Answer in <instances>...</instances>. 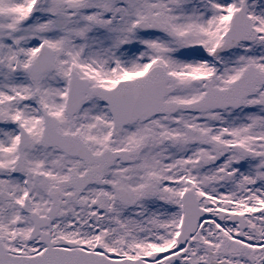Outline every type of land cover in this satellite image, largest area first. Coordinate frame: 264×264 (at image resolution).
Returning a JSON list of instances; mask_svg holds the SVG:
<instances>
[{"label": "snow or ice", "instance_id": "snow-or-ice-1", "mask_svg": "<svg viewBox=\"0 0 264 264\" xmlns=\"http://www.w3.org/2000/svg\"><path fill=\"white\" fill-rule=\"evenodd\" d=\"M0 264H264V0H0Z\"/></svg>", "mask_w": 264, "mask_h": 264}]
</instances>
